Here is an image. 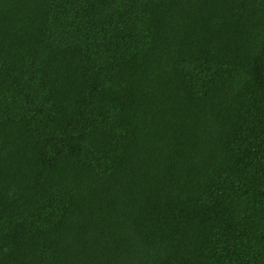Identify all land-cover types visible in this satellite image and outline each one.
Listing matches in <instances>:
<instances>
[{
	"label": "trees",
	"instance_id": "obj_1",
	"mask_svg": "<svg viewBox=\"0 0 264 264\" xmlns=\"http://www.w3.org/2000/svg\"><path fill=\"white\" fill-rule=\"evenodd\" d=\"M0 264H264V0H0Z\"/></svg>",
	"mask_w": 264,
	"mask_h": 264
}]
</instances>
